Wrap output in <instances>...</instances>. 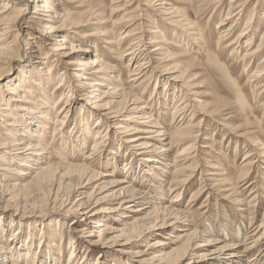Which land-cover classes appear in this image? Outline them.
<instances>
[{"label":"bare ground","instance_id":"1","mask_svg":"<svg viewBox=\"0 0 264 264\" xmlns=\"http://www.w3.org/2000/svg\"><path fill=\"white\" fill-rule=\"evenodd\" d=\"M5 1L6 3L4 5L6 6L0 10V61L1 59H6L9 57L14 46L19 45L20 34L25 33L27 41L26 45H28L29 47V59L31 61L41 59L38 60V65L47 64L45 60L48 59V54L43 58L40 57V53L48 49L55 55L58 53L57 55L61 56V58H63L67 64H76L74 65L75 67H84L83 71L78 72V74L76 75V80H78L79 83L78 87L80 91L86 92V94L89 96V99L84 100L90 103L92 107L98 109L100 117L98 119L99 123H97V125L95 126L97 134L94 135V143L90 150L86 149V139L93 134L91 133L92 128L90 127L89 123H85V118H83L84 124H80L78 131L76 128H74L68 135L69 140H73L71 144L73 146L77 145V147L76 149L68 147L64 149V151L72 158L76 157L81 161V163H66V157L60 151L59 155L62 157L61 160L65 162L66 167H55L53 166V164H51V157H45L47 148L41 145L40 139L42 133L45 132L46 134L47 132V130H45V125L47 123H50L46 121H50L48 115H50L49 112L51 111L47 110V108L45 107L44 111H42V103H40L39 105L36 103L35 105L34 102L29 103L32 106L31 108H27V106H19L22 107L19 109L20 112H22V114H20L19 112H17L18 109L14 110L15 108L19 107H15V104L11 103H18L20 101L24 102L25 97H22V93L17 96V100L10 101L4 107L0 106L1 117L7 119L5 121L3 120V118H0V122L1 124H6V126L10 128V134L3 143L4 145H8L7 147H9L10 151L14 152L15 155H17L13 160L16 161L20 157V159H22L21 162H23L20 166H27V164L24 162L39 161V164H36V167L30 169V172H22V174L19 173L24 178L10 179V177L0 176L1 202L9 203L12 200V197L10 196L12 192H17L18 190L26 187H32L35 190H44L46 188L51 189L52 187L53 194L51 196V201L58 200L62 188L66 190L68 189L69 192L65 194L66 199L61 198L63 206V212L61 213L62 217H64V219L72 220V224H74L75 226L80 225V232H82L84 236L86 235V237H90V239L84 244L87 246L88 250L91 249L92 252H100L96 260L97 262L99 257L106 256L109 259L110 257H112V251L116 253L120 252L121 249L122 252L127 254H142L140 251L130 250L132 246H134L131 242L130 237H126L127 234L131 235L130 231L136 233L137 237H135L137 238V240L146 241L150 236L154 234L155 231L167 229L168 231H170V233L177 234V236H173L170 234L171 237L175 238V240L168 243H154L155 246H160L162 249L158 252V255L153 258V260H168L170 261V263L168 264H264V208L262 210L263 218L261 219L262 221L259 228L248 231L245 230V228H243L242 226L244 225L242 224L243 218H241V220L237 222L235 213H230L227 210V212L225 211L222 215L224 218L223 222H219L217 220V222H210L208 226H196L194 225V222L190 220L192 212L190 210H180V208H178L179 205H177V203L175 204L177 200L170 201L168 205L165 204L167 203V199L173 194H175V196L177 197H180V194L184 190L187 191L190 188V185H192L193 182H190V180L193 179V181H195L198 178L197 174L195 173L187 174V171L190 170V166L194 164L197 165V162L195 161V163L192 165H187V163L189 161L195 160V157L198 158V156H192L191 154L197 153L196 151L198 149L196 148V145L198 139L200 138L199 136L201 135L202 123L206 122L202 119L197 124L194 123V120H196L195 118H197V116L199 115L196 110L200 112V115L202 114L200 108L203 101L197 100L199 92L197 90L201 87L203 88V85H205L201 81V77L197 72L200 67L199 63L198 61L187 57L186 62L188 63L185 64L186 66L184 65V69L182 68L181 70L180 67L176 66L175 62L178 61L179 57H177L176 54L172 53L171 49L175 48V46H181L179 44H173L171 41L172 39H169L167 37V32H169V34L174 37L173 32L168 30H176L175 40L181 41L183 44L185 43L186 46H189L188 49L193 47V45L196 46V48L198 47V49L202 48L206 33L204 34V31H193L199 23L201 16L195 17L191 12H184L183 10H180L174 4L170 3V0H146L144 6L149 8L154 7L156 8L157 12H160L163 16H166L165 19L168 22L167 26L170 29H168L167 26H165L166 28L159 29V27L156 26L157 21H155L154 17L150 16L148 19H146V15H144L146 13V10H141L143 11L141 17L142 19H140V23L137 25V27L131 29L130 31H125L122 34L120 33L118 38H115L113 39V41L106 43L112 45V47L117 50L118 57L123 58V56H126V61L128 62L126 68L130 72L131 76H134V79L132 80L134 82L139 81L142 78H147L149 75L154 76L155 70L157 68L154 66L155 63L159 64L158 68H164L163 72L165 74H172L170 76V80L172 81L173 88L176 91H174V93H177L174 98L181 99L173 109L172 118V124H174V126H176L175 128H177L176 134L178 135V140L180 141L178 143L180 144L182 141H188L189 139L195 140L192 141V144L190 143V148H184L180 152L178 158V165L180 167H175L177 169L176 175L171 182H168L167 180H165V177L168 176L167 174L170 172L169 169L172 168L171 166H173V164L170 163V159H168V157H170V153L173 149L170 144L171 136L168 133L167 126L163 127V124L161 122H159L157 119H154L153 111H146L149 108V106H147L148 104L142 103L143 98L141 96H138L133 91L134 89L127 91V88L125 89L122 84L118 83L119 80L115 81L113 84H105V82L100 80L99 76L91 78L93 76V71H95L96 74H100L105 69H107L108 71L111 69L109 71L111 73L114 71L115 67H109L108 64L105 62L103 63L97 55H91V50L89 48L80 51L89 53L90 58L93 59L92 62H85V60H81V62H78V64L71 62L73 53L70 51L71 48L72 50H76V47L71 42V40H73L71 39V36L62 32L68 28L70 30H79L81 28H84L91 22V20H96L97 17L95 16L97 15L91 14L87 17L88 20H86L85 18L81 19L79 16H72L69 10L66 9V4H73L75 2H78V0H63L66 1V4H53L51 0ZM57 1L58 0H56V2ZM130 1L132 0H118L117 2H122V4L117 6V8L115 9L117 10L119 8L128 6ZM214 1L215 2L211 5L209 4L208 6H206V9L204 8L203 11H201L202 9H200V11L198 9L195 11L196 14H199L201 12L202 17H204L203 14H206L208 16V24H210L213 19L217 18L218 15L221 14L220 12L227 0ZM250 1L252 2V0H247L248 4L246 3V8L249 7V4L251 3ZM32 5H34L35 7L34 14L30 18V20H25L22 15L25 14ZM233 5V2H231L230 10L225 16V19H223V21L221 20L219 22V25L216 26V28L219 30L216 32L218 34L216 44L218 45L219 52H229V54L233 58L237 57L239 52L243 51V48H246L241 53L242 58L240 60L242 62L241 66L244 70L243 76L252 74V76L248 79V85L252 86L255 89L259 85L260 78L264 77V57L261 62L256 61L257 58L264 52V35L261 38L260 44H258V46H255L254 48H251V46L255 42L256 34L254 32V29L251 28L253 17H250L248 18L246 27L241 30L240 33H238V37L235 40H230L232 34L239 27L240 21L243 19V16L245 14V9H243V6L237 8L233 7ZM165 19L163 18L164 22ZM145 20L152 25L154 24L155 27H153L152 30H146L144 27V22H142ZM97 21H99L101 25L105 24L100 18H98ZM169 24L172 26H170ZM118 25V23H115L114 26L109 30L108 28L104 27V29H102L103 27H100L102 30L98 31L97 34L99 37L113 35L116 31L121 30ZM197 29L200 30L201 28L198 27ZM177 30H181V33L179 34V31L177 33ZM79 31L81 32V30ZM90 35L91 34H84V36L86 37H90ZM157 35H159L160 38L153 42V39H155V36ZM147 39L149 41H146ZM150 43H153L155 48L151 49V47L148 46V44ZM94 44L95 45L93 47L95 48L96 43ZM224 45H226V47L225 49H222ZM186 52L188 53V51ZM87 56L88 55H84V57ZM35 64H37L36 61L34 62V66ZM53 67L54 64L52 65V68ZM235 69L236 66L233 65L229 69V72L230 70H232L233 72ZM189 72H191L192 75H190ZM86 75L90 77H87ZM189 78H191L190 82L192 84H189ZM178 83L182 84L183 90H179L177 85ZM218 84L219 83L217 82V85ZM66 85L67 84L63 85L61 83L60 87L57 89L58 93L62 91L60 100H65L64 97L68 94L63 90ZM67 88L70 95V93L73 92V89L70 84L69 86H67ZM166 93L170 94L169 90ZM8 94L12 93L8 92ZM158 95L160 97L157 103L158 105H160L159 100H165V96H161L160 94ZM19 97H22L23 100L18 99ZM42 101L43 100H40V102ZM163 103L165 104V101H163ZM38 106L41 107L38 108ZM70 110L71 105H69V103L67 102L66 108L59 113L60 115H58L55 120L56 123H54V135L57 134V132L60 130L58 129V126L61 127V125L65 122L69 112H71ZM17 113L20 115V117L16 116ZM63 114L65 116L61 119L59 116ZM134 115H136V117ZM208 115L210 114L207 113L206 116ZM101 116L106 117L107 119H111L112 121L120 120L119 125H117L118 127L114 129V135L122 134L123 131L125 132L127 127H125L123 124L126 123V121L131 120L128 117L134 116V118L138 120L146 119L144 123H138L141 124V127L136 126L135 129H133L135 131L130 133L137 135H134V137H123L124 139H120L121 144H119L117 149L114 151V158H112V160L110 161H106L107 168H111V166L116 168L119 159L123 158V155L124 158H127V155L129 154L128 152H131L133 155H135L136 158H141L140 161L138 160L135 163H132L131 161L127 162V165L125 166V168H123V171L115 173L125 175V178L120 180L116 179L112 182L113 186L127 184L121 187L120 191H116L115 198L113 197L114 194L112 196L114 198V201L118 202V206L120 208H114L110 211V213H114L116 216L117 213L121 210L120 216H123V214L127 216L126 219L123 218V220L121 221L120 219H116L113 216L110 217V220L116 222L117 225H122V229H115L109 224V222L105 220L103 221L104 218L102 217V215H100V210L95 212L91 210L92 207L97 206L99 202V200L94 197V194H90L87 198L84 199L85 190L88 188L90 183L95 178H103L106 176L105 174H101L95 171V167L102 166L101 158L97 155L103 137L102 134L106 133L104 136L109 135V123H107L106 125V123H104V121L100 119ZM189 117L190 120L188 123H186L187 125L185 126V122ZM20 123L23 124L21 125ZM37 123H40V126L37 128V131H33V129L36 128L35 125H37ZM219 124L220 123L218 121V125ZM30 128L32 129V131L28 133L29 135L22 134V132H28ZM230 129L233 133V131H235L237 128H233L230 126ZM75 132L76 134L77 132H80V136L77 137L76 135H74ZM141 134L147 135L143 136ZM110 137H113V135ZM241 137H244L245 140V135L243 133L240 138ZM53 140H55V138ZM246 143L247 147H249V150H251L250 153L245 154L243 158V162L245 163L244 171L247 172L249 168L253 169L255 163L257 162V158H264V145H261L259 140L253 139L246 140ZM124 144H128V146H125ZM176 161L174 158L172 159V162ZM161 165H163V168H161ZM143 166L148 167L149 171L152 170L151 172L147 171L149 175L156 176L155 172H159L161 175L157 177L156 181L149 180L147 178V175H142V178L144 177L146 182H137L136 173ZM7 169L8 170H6V173L8 172V174H17V172L14 171V167L10 166V168ZM261 169H264V166L261 167ZM218 170H221V168H218ZM112 174H114V172ZM181 175H185L184 179H180V177H178ZM248 176L249 175L247 174H245V176H242L239 180V185L243 184L242 187L244 186V184L246 185L248 183L247 181L249 180ZM73 179H78V183L74 184ZM167 182L169 184L168 186ZM65 183H67V185H63ZM157 186L160 187L161 190L164 191V193H161V190L156 191L158 190L156 189ZM198 192L203 194L202 197L207 196V200H209L212 196V192L209 191V189L205 190V186H203ZM255 192L257 193V191ZM255 192H252L251 195ZM8 195L10 198H7ZM254 198L255 196L252 198V200H254ZM259 198L261 197L259 196ZM239 199L240 197L236 199L237 201L235 202L236 204H234V209L232 208V211H235L236 205L244 204L246 207L244 206V208L240 209L239 212L240 214L244 215V219H247L252 214V210L249 208V202L247 203L245 199ZM196 200L198 199H194L193 202H195ZM206 207H204V209H206ZM122 209L124 211H122ZM129 213H133V216H130ZM218 217L219 215H216V218ZM18 219L20 221H23L22 218ZM41 220L42 222L39 223L43 227L45 226L43 222L44 218ZM129 221H132V223L128 224ZM91 224H94V227H92L93 229L90 228ZM5 229L10 230L2 223H0V238L3 239L2 241H0L1 264H21L23 261H26V264H60L59 260L53 257H49V253L47 256L44 255L43 257H41L46 247V243L43 242V237L46 236L45 231H43L44 228L41 229L42 235L38 239V246L35 245L34 242L36 241H33L32 235L28 236L30 238L29 244H27L28 242L26 244H22V246L21 244H17L16 240L19 239L18 236L14 237L13 233H7ZM113 231L119 233V235L110 241L113 242V246H111L108 245V243L110 242L108 239H106V235L110 234ZM19 236L21 237V235ZM67 239L70 241V244H74L72 238L69 235ZM120 239H122V243H119ZM169 240L171 239H168V241ZM9 241H11V243H9ZM151 248L153 249L156 247L153 246ZM75 253L76 247L73 245L67 264L76 263V259L78 257L75 256ZM251 253L252 256L249 259L248 255ZM119 258L120 257L116 259ZM87 262L89 261L87 260ZM147 262L148 261H141L139 264H147Z\"/></svg>","mask_w":264,"mask_h":264},{"label":"rangeland","instance_id":"2","mask_svg":"<svg viewBox=\"0 0 264 264\" xmlns=\"http://www.w3.org/2000/svg\"><path fill=\"white\" fill-rule=\"evenodd\" d=\"M117 1L118 0H78V2H75L73 4H66V1L63 0H58L57 2L56 0H51L53 4L65 3L67 5L66 9L69 10L72 16L75 15L79 16L81 19L85 18L86 20H88L87 17L91 14H94L97 15L95 16L97 17V19L100 18L102 19V22L105 23L101 25L99 21H97V19H93L87 26L79 29L81 30V32L77 29L70 30L69 28L62 32L71 36V39H73L71 40V42L76 47V50H72L71 48L70 52L73 53L71 62L77 64L78 62H81V60H85V62H92L93 59L90 58L89 53L80 51L89 48L91 50V55H97L101 59V61L103 63H107L109 67H115L114 71L111 73L109 72L111 69L109 71L105 69L104 71L106 72L103 71L100 74H96V72L93 71V76L91 78L99 76L100 80L105 82V84H113L115 81L119 80L118 83L122 84L125 89L127 88V91L134 89L133 91L138 96H141L143 98L142 103L148 104L147 106H149V108L146 111H153L154 119H157L159 122H161L163 124V127L167 126L168 133L171 136L170 144L173 149L168 159H170L169 161L171 164H173V166H171L172 168L170 169L167 168L169 169L170 174H167L168 176L165 177V180L171 182L176 175V168L180 167L178 165L180 152L184 148H190L191 144L193 143L192 141L195 140L189 139L191 141L188 140L182 141L180 144L178 143L180 141L178 140V135L176 134L177 128H175L176 126L172 124V118L173 109L181 99L174 98L177 93H174L175 90L173 88V83L170 80V76L172 74H165L163 72L164 68H158L159 64L155 63L154 66L157 68L155 70V75L153 74L154 76L149 75L147 78H142L141 80L134 82L132 81L134 79V76H131L130 72L126 68V66L128 65L126 56H123V58L118 57L117 50L112 47V45L106 44L110 41H113V39L118 38L120 33L122 34L125 31H130L131 29L137 27V25L140 23V19H142L141 17L143 11L141 10H146V13L144 14L146 15V19H148L150 16L154 17L155 21H157L156 26H158L159 29L166 28L165 26L168 25V22L165 19L166 16H163L160 12H157L156 8H149L144 6L146 0H132L129 2L128 6L124 8L118 7L119 9L116 10L115 8L122 4V2L118 3ZM214 2V0H170V3L174 4L180 10H183L184 12H191L195 17L201 16L197 26L202 30L197 29L198 27L196 26L193 31H204L203 33H206L207 35H205V41L202 44V48L198 49V47L196 48V46L193 45V47L188 49L189 46H186L185 43L183 44L181 41L175 40L176 30H168L173 32L174 37L171 36L169 32H167V37L169 39H172V43L175 45L179 44L181 46H175V48L171 49L172 53L176 54L177 57H179L178 61L175 62L176 66L180 67L181 70L182 68L184 69V67L186 66L185 64L188 63L186 62L187 57H190L195 61H198L199 63L200 67L197 72L201 77V81L205 85H203V88L201 87L197 90L199 91L197 100L203 101L200 108L202 114L200 115V112L196 110L199 115L197 116V118H195L196 120H194V123L197 124L202 119L206 122L202 123L201 135L199 136L200 138L198 139L196 145V148L198 149L196 151L197 153L191 154L192 156H198V158L195 157V160L189 161L187 163V165H192L195 163V161L197 162V165L194 164L190 166V170L187 171V174L195 173L197 174L198 178L195 181H193V179L190 180V182H193L192 185H190V188L187 191L184 190L180 194V197H177L175 196V194H173L169 197L170 199H167V203L165 204L168 205L170 201L177 200L175 204L177 203V205H179L178 208H180V210H190L192 212L190 220L194 222V225L196 226H208L210 222H217V220L219 222H223L224 218L222 215L227 210L230 213H235L237 222L241 220V218H243V228H245V230L252 231L255 228H259L262 221L261 219L263 218L262 210L264 208V198L262 197H264V169H261V167L264 166V158H257V162L255 163L253 169L249 168L250 171L248 170L247 172L244 171L245 163L243 162V158L245 154L250 153L251 151L249 150V147H247L246 140H259L261 145H264V77L260 78L259 85L255 89L252 86L248 85V79L252 76V74L243 76L244 70L241 66L242 62L240 61L242 58L241 53L246 48H243V51H240L237 57L234 58L231 57L229 52H219L218 45L216 44L218 39V34L216 32L219 30L216 28V26L219 25V22L221 20L223 21V19H225V16L230 10L231 2H233L234 4L233 7L238 8L243 6V9H245V14L243 16V19L240 21L239 27L232 34L230 40H235L238 37V33H240V31L246 27L248 18L253 17L251 28L254 29L256 39L251 48L258 46V44H260L262 36L264 35V0H252V2L250 1L251 3L249 4V7L247 8V0H227L220 12L221 14L218 15L217 18L213 19L210 24H208V16L206 14H203L204 17H202L201 12L199 14H196L195 11L197 9L199 11L200 9H202L201 11H203L206 6H208L209 4L211 5ZM5 3V0H0V10L6 6L4 5ZM34 8V5H32L31 8H29V10L22 15V17L25 20H30V18L34 14ZM163 18L165 19V22ZM142 22H144V27L148 31L152 30V28L155 27L154 24L152 25L151 23L146 22V20ZM115 23L119 24L118 26L119 28H121V30L116 31L113 35L110 36H98V31H101L102 29H104V27L108 28L109 30L114 26ZM100 27L103 28L101 29ZM167 28L170 29L168 26ZM178 31L180 34L181 30H177V33ZM84 34L91 35L90 37H86L84 36ZM212 34L215 35L213 36ZM158 38H160L159 35L155 36L153 42L158 40ZM146 41L149 40L147 39ZM26 43L27 41L25 33L20 34L19 45L14 46L8 58L1 59L0 61V106L4 107L10 101L17 100V96L21 93L23 94L22 97H25V101L11 103L15 104V107L27 106V108H31L32 106L29 103L35 102V105L36 103L38 105L42 103V111H44V107L47 108V110L51 111L49 112L50 115H48L50 121H46L50 123H47L45 125V130H47V132L45 134V132L42 131V136H39L41 139V145L47 148L45 157H51V164H53V166L55 167H66L65 162L69 164H80V160H78L76 157L72 158L64 151V149L68 147L75 149L77 147V145L73 146L71 144L73 140H69L68 135L74 128H76L78 131L80 124H84L83 118H85V123H89L90 127L92 128L91 133L93 134L86 139V149L90 150L94 143V135L97 134L95 126L97 125V123H99L98 119L100 117L98 109L92 107L90 103L84 100L89 99V96L86 94V92L80 91L78 87L79 83L78 80H76V75L78 74V72H82L84 67H75L74 65L76 64L69 65L63 58H61V56L57 55L58 53L55 55L48 49L40 53V57L43 58L48 54V59L45 60L47 64L38 65V60L41 59L33 61L29 59L30 52L28 51L29 47L28 45H26ZM94 43H96L95 48L93 47L95 45ZM148 46L151 47V49L155 48L153 43L148 44ZM225 47L226 45H224L222 49H225ZM186 51H188V53ZM84 55L88 56L84 57ZM263 57L264 52L257 58L256 61L261 62ZM35 61L37 64H35L34 66ZM53 64L54 67L52 68ZM233 65L236 66V69L233 72L232 70H230V73L229 69ZM189 74L192 75L191 72H189ZM190 81L191 78L188 79V82L189 84H192ZM217 82L220 85H217ZM61 83L63 85L67 84L64 87L65 89L63 88L65 93H68L67 96L64 97V101L60 100L62 91L59 93L57 92V89L60 87ZM69 84L73 89V92L70 93V95L67 88ZM177 85L179 90H183L182 84L178 83ZM168 90L170 94L166 93L168 92ZM8 92L12 94H8ZM158 94H160L161 96H165V100H159L160 105H158L157 103L160 97ZM22 97H19L18 99L23 100ZM40 100L43 101L40 102ZM163 101H165V104L163 103ZM67 102L69 103V105H71V112H69L65 122L61 125V127L58 126V129L60 130L57 132V134L54 135V123H56L55 120L58 115H60L59 113L66 108ZM41 106H38V108ZM20 108L22 107L13 109H18L17 112L22 114V112H20L19 110ZM207 113L210 115L206 116ZM16 116L20 117L18 113L16 114ZM64 116L65 115L63 114L59 117L62 119ZM134 116L136 117V115ZM134 116L128 117L131 120H128L123 124L125 127H127L126 130L128 131L125 130V132L123 131L122 134L116 135L113 134L115 132L114 129L118 127L117 125H119L120 120L112 121L111 119H107L106 117L101 116L100 119H102L104 123H106V125L107 123H109V135L104 136L106 133L102 134L103 137L99 147V152L97 154L98 157L101 158L102 166L95 167V171L101 174H105L106 176L103 178H95L84 193V199L87 198L90 194H94V197L98 199L99 202L97 206H95L96 208L92 207L91 210H93V212L100 210V215H102V217L104 218L103 221L105 220L109 222V224L115 229H122L123 226L117 225L116 222L110 220V217L113 216L116 219H120V221L123 220V218L126 219L127 217L125 214H123V216H120L121 210L118 212L119 214L115 212L117 213L116 216L114 213H110L111 210L119 207L118 202L114 201L116 191H120L121 187L127 185L120 184V186H113V181H115L116 179L120 180L125 178V175L115 173L123 171V168H125L127 162L131 161L132 163H135L138 160L140 161L141 158H136L135 155H133L131 152H128L129 154L131 153L130 156L128 154V157L124 158L123 155V158L119 159L116 168L113 166H111V168H107L106 161H110L112 160V158H114L113 153L117 149L118 145L121 144L120 139H124L123 137H134V135H137L130 133L135 131L133 129H135L136 126L141 127V124L138 123H144L146 120H138L135 119ZM0 118L3 117H1L0 115ZM3 120L6 121L7 119L3 118ZM189 120L190 117L185 122V126L187 125L186 123H188ZM218 121L221 125L224 126H221L220 124L219 126ZM39 124L40 123H37V125H35L36 128L33 129V131H37V128L40 126ZM230 126L237 129L232 133ZM9 129L10 128L6 126V124H1L0 122V176L10 177V179H21L24 177L19 173L22 174V172H30V169L36 167L39 164V161H30L31 163L24 162L27 164V166H20L21 163H23L21 162L22 159H20V157L16 161L13 160L17 155H15L14 152L10 151L9 147H7L8 145H4L3 143L10 134ZM30 131H32L31 128L28 132H22V134L29 135L28 133ZM242 133L245 135V140L244 137L240 138ZM80 134V132H77V134L76 132L74 133V135H76L77 137H79ZM112 135L113 137H110ZM141 135L144 136L147 134ZM54 138L55 140H53ZM57 139L61 140L58 141ZM124 145L128 146V144ZM60 151L64 154L67 161L64 162L61 160L62 157L59 155ZM173 158L175 159V161H177L172 162ZM10 166L14 167V171H16L17 174H8V172L6 173V170H8L7 168H10ZM103 167L108 171H106ZM161 168H163V165H161ZM218 168H221V170H218ZM147 171H149L148 167L143 166L136 173V181H139L141 183L146 182L144 177L142 178V175H147V178L149 180L156 181L157 177L161 175L159 172H155L156 176H152L149 175ZM151 171L152 170H150L149 172ZM113 172L115 175L112 174ZM245 174L249 175V180L247 181L248 183L246 185L244 184V186L242 187L243 184L239 185V180L242 176H245ZM185 175H181L178 177H180V179H184ZM73 181L74 184L78 183V179H73ZM168 182L167 186L169 185ZM63 185H67V183ZM158 186L156 188L158 190L155 189L156 191L161 190V188ZM203 186H205V190L209 189V191L212 192V196L209 200L206 199L207 196L202 197L203 194L198 192ZM255 191H257L258 194ZM68 192V189L66 190L62 188L59 194L60 196L56 201H51V196L53 194L52 187L51 189L46 188L44 190H35L32 187H26L18 190L17 192H12V194H10V196L12 197V202L10 201L9 203H4L0 200V223L11 230L10 232V230L5 229L7 233H13L14 237L18 236L19 239L16 241L17 244H21V246L22 244H26L27 242V244H29V235L33 236V241H36L34 243L36 246H38V239L42 235L41 229L44 228L43 231H45L46 236L43 237V242L46 243V247L41 257H43L44 255L47 256L49 253L48 256L59 260L60 264H67L73 245L76 247L75 256L78 257L75 264H139L141 261H148L147 264L170 263V261L168 260H153V258L158 255V252L162 249L160 246H155L154 243H168L175 240V238L171 237V235L177 236V234L170 233V231H168L167 229L155 231L154 234L150 236L146 241L137 240L136 233L130 231L132 236L130 234H127L126 236L127 238L130 237L131 242L134 245L130 250L140 251L142 254H127L122 252L121 249L120 252L116 253L112 251V257H110L109 259L106 256L99 257L97 262L96 260L100 252H92L91 249L88 250L87 246L84 244L90 239V237H86V235L84 236V234L80 232V225L75 226L74 224H72V220L64 219V217H62L61 213L63 212V206L61 198L66 199L65 194ZM160 192L164 193V191L162 190ZM252 192L255 193L251 195ZM254 196L255 198L254 200H252ZM259 196L261 198H259ZM239 197V200L245 199L247 203L249 202V208L252 210L251 216L247 219H244V215L240 214L239 212L240 209L244 208V204H238L240 206L236 205L235 211H232V208L234 209V204H236V199ZM7 198H10L9 195L7 196ZM196 198L198 200L193 202ZM199 198L202 199L200 200ZM204 207H206V209H204ZM122 211L124 210L122 209ZM129 214L130 216H133V213ZM216 215H219V217L216 218ZM18 218H22L23 221H20ZM43 218L45 226L42 227L39 222H42L41 219ZM131 223L132 221L128 222V224ZM92 227H94V224H91L90 228L93 229ZM19 235H21V237ZM68 235L72 238L74 244H70V241L67 239ZM118 235L119 233L113 231L110 234L106 235V239H108L110 242ZM168 239L171 240L168 241ZM2 240L3 239L0 238V241ZM9 243H11V241H9ZM112 243L113 242H110L108 243V245L113 246ZM119 243H122V239H120ZM152 245L156 248L152 249ZM251 256L252 253L248 255L249 259ZM118 257H120V260L116 259ZM87 260L89 262H87ZM21 264H26V261H23Z\"/></svg>","mask_w":264,"mask_h":264}]
</instances>
